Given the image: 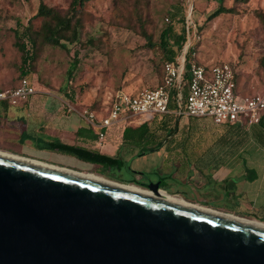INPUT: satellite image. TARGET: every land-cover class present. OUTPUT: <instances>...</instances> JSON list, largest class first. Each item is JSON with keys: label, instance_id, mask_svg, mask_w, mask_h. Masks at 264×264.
<instances>
[{"label": "rangeland", "instance_id": "rangeland-1", "mask_svg": "<svg viewBox=\"0 0 264 264\" xmlns=\"http://www.w3.org/2000/svg\"><path fill=\"white\" fill-rule=\"evenodd\" d=\"M40 1L0 0V89L16 86L22 77L26 65L17 45L16 30L22 32L32 19L38 27L40 18L33 17ZM43 1L63 11L71 2ZM220 5L233 7L234 11L213 17ZM82 15L80 42L69 44L70 53L59 46L38 44L37 48L33 47L36 56L29 65L30 78L38 90L70 94L71 101L81 107V112L103 113L118 90L136 92L161 83L167 53L160 40L162 31L168 26H173L177 34L186 30L181 49L171 41L170 49L174 50L176 59L184 55V46L190 37L200 63L231 64L240 95L264 92V0H91L84 6ZM24 40L28 42V37ZM75 56L77 67L70 77ZM186 120L180 116L177 121L183 123ZM0 147L29 154L18 139L0 144ZM11 154L135 184L149 182L147 178L135 181L134 169L150 171L148 178L156 182L162 176L160 172L151 171V168L157 170L154 165L161 159L157 153L140 156L132 164L128 159L121 169L82 163L84 161L72 155L56 151L30 154L40 159ZM188 183L173 186L165 179L162 184L170 193L219 212L227 213L219 210L223 209L246 216L257 215L235 207L228 200H216L213 184L202 187L194 180Z\"/></svg>", "mask_w": 264, "mask_h": 264}, {"label": "water", "instance_id": "water-1", "mask_svg": "<svg viewBox=\"0 0 264 264\" xmlns=\"http://www.w3.org/2000/svg\"><path fill=\"white\" fill-rule=\"evenodd\" d=\"M0 264H264V227L0 154Z\"/></svg>", "mask_w": 264, "mask_h": 264}, {"label": "crops", "instance_id": "crops-1", "mask_svg": "<svg viewBox=\"0 0 264 264\" xmlns=\"http://www.w3.org/2000/svg\"><path fill=\"white\" fill-rule=\"evenodd\" d=\"M80 108L63 94L38 89L25 100H1L0 144L18 139L29 154L1 147L0 151L39 159L30 154L56 151L72 155L84 161L82 163L101 165L50 147L51 142L60 141L116 158L122 162V166L127 165L129 160L132 164L140 156L157 153L161 159L158 165H154L157 170L151 168V171L162 173L161 190L176 195L164 187L162 183L165 179L173 186L177 183H191L192 180L202 187L213 184L216 200H228L235 207L257 215L246 216L234 211L219 210L264 222L263 122L217 124L211 117L185 115L182 117L187 120L178 123L180 116L175 115L171 109L170 113L157 114L153 118L123 119L110 126L106 130L105 139L99 143L101 129L88 124ZM75 161L80 163L79 160ZM134 171L137 178L135 181L144 178L148 182L154 181L147 176L150 171ZM114 181L147 189L146 182L135 184ZM187 201L206 206L196 201Z\"/></svg>", "mask_w": 264, "mask_h": 264}, {"label": "built area", "instance_id": "built-area-1", "mask_svg": "<svg viewBox=\"0 0 264 264\" xmlns=\"http://www.w3.org/2000/svg\"><path fill=\"white\" fill-rule=\"evenodd\" d=\"M188 38L184 54L193 46ZM236 87L235 72L228 62L198 64L193 61L187 68L183 55L164 63L163 79L157 86L135 93L118 90L103 114L84 110L82 115L88 124L101 129L98 141L102 143L106 130L123 119H148L170 113L171 94L176 91L178 108L173 113L177 116L211 117L217 124L259 123L264 113V92L240 96ZM36 92V87L22 77L16 86L0 89V101L25 100Z\"/></svg>", "mask_w": 264, "mask_h": 264}, {"label": "trees", "instance_id": "trees-1", "mask_svg": "<svg viewBox=\"0 0 264 264\" xmlns=\"http://www.w3.org/2000/svg\"><path fill=\"white\" fill-rule=\"evenodd\" d=\"M89 1L91 0H71L69 6L65 11L60 10L54 6H50L47 3H45L43 0L40 1L38 11L33 17V18H40L38 27L34 25L33 23L34 19H32L30 20L28 25L24 27V30L22 32L16 30L17 45L19 49L22 51L23 63L26 65L22 71V77H26L30 81V83L34 85L29 75L30 74L29 65L36 56V52H34L33 47L37 48L38 44H49L53 46L62 47L66 49L68 53H70L71 48L69 47V44L80 42V33L83 27L82 14L84 13V6ZM239 1H245V0H235V2H239ZM231 11H234L233 7L227 8L223 5H220L212 14V16L215 17L223 12H231ZM27 37H28L27 40L28 42L24 40ZM185 39H186V30H184L182 34H177L174 31L173 26H168L162 31L160 43L163 49L165 50V52L167 53L166 61L175 60L174 50L170 49L171 41H173V43L176 44L178 48L181 49L183 47ZM195 49L196 47L193 45L186 53L187 68L190 67L193 61L198 64H203L196 59L195 56L196 54L194 55V53H196ZM76 57L77 56H75V59L73 61L74 66H72L70 70V77L73 74V70L77 67ZM166 61H164V63ZM236 91H237V87H236ZM65 96L70 99L72 98L70 94H66ZM169 108L172 109L173 111L177 110L178 108L176 102V91H173L171 94V101L169 104ZM260 122L264 123V113L260 119ZM50 147L59 149L64 152L75 154L84 160L94 163H99L105 167L115 166L118 167L119 169L123 167L122 162L118 161L116 158L102 154L97 151H92L74 145L65 144L60 141L51 142ZM112 180H116V179L113 178Z\"/></svg>", "mask_w": 264, "mask_h": 264}, {"label": "bare ground", "instance_id": "bare-ground-1", "mask_svg": "<svg viewBox=\"0 0 264 264\" xmlns=\"http://www.w3.org/2000/svg\"><path fill=\"white\" fill-rule=\"evenodd\" d=\"M0 154L6 155V156H10V157H13V158L22 159V160L32 161V162H35V163H38V164H42V165H46V166H50V167H54V168H57V169H60V170H64L66 172H71L73 174L82 176L84 178H88V179H91V180H95V181H99V182H103V183H107V184H111V185L120 186V187L129 189V190H132V191H136V192H140V193H143V194H147L149 196L164 198V199L169 200L171 202H174L176 204L185 205V206H192V207H195V208L207 211V212H212V213L223 215V216H226V217L235 218V219H238V220H242V221H245V222H248V223H251V224H255V225L264 227V222L253 220V219H246V218L238 217V216H235L233 214H227V213L216 211V210H214L212 208H207V207H204V206L193 204V203H190V202L184 200L182 197H179L177 195H171V194L167 193L164 190H160L158 192H154L152 190L145 189V188L139 187V186L134 185V184H128V183L125 184V183L117 182V181L108 179V178H106V177H104L102 175L96 174L94 172H82V171H76V170L68 169V168H65V167H59V166L47 164V163H44V162H41V161H38V160H34V159L26 158V157L24 158V157H20V156H17V155H13V154L5 152V151H0Z\"/></svg>", "mask_w": 264, "mask_h": 264}, {"label": "flooded vegetation", "instance_id": "flooded-vegetation-1", "mask_svg": "<svg viewBox=\"0 0 264 264\" xmlns=\"http://www.w3.org/2000/svg\"><path fill=\"white\" fill-rule=\"evenodd\" d=\"M140 187V186H139Z\"/></svg>", "mask_w": 264, "mask_h": 264}]
</instances>
